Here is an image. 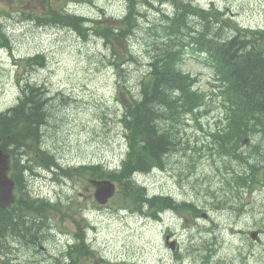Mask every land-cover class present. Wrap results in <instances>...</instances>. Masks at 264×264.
Instances as JSON below:
<instances>
[{
  "label": "rangeland",
  "instance_id": "1",
  "mask_svg": "<svg viewBox=\"0 0 264 264\" xmlns=\"http://www.w3.org/2000/svg\"><path fill=\"white\" fill-rule=\"evenodd\" d=\"M59 1L53 0L54 3ZM150 1L156 5L159 2ZM41 2L38 0L39 4ZM212 2L244 28L264 29V0H196L197 4L207 7ZM19 10L20 5L0 0L2 32L11 36L10 48H0V113L19 99L17 77L23 82L31 81L32 85H44L52 97L46 109L53 114L52 121L50 117L48 119L50 125L43 129L44 141L59 162L65 167L80 162H98L110 168L121 165L126 143L123 130L117 123L123 110L119 89L125 94L129 88L136 92L147 72L144 31H137L130 38V48L127 41L117 45L126 55L122 58L123 70H119L110 65V51L103 40L92 34L83 38L69 29L40 28L33 23H21L18 20L23 14ZM127 10L124 0H96V8L85 7L80 11L109 20ZM147 14L150 19L156 15L150 9ZM137 17H140L136 19L137 26L143 27L146 18ZM128 51L133 52V59L129 58ZM37 53L44 55V68L36 65L27 69L19 61ZM183 67L192 74L203 71L200 85L207 88V81L211 79L209 70L193 60ZM219 118H223L221 106L210 111L208 118L201 121L202 129L190 122L186 127L187 134L192 141H207V133L217 127ZM41 163L43 170H49L48 161ZM165 163V170L141 176L150 193L170 194L178 201L194 198L201 205H206L203 194L209 189L219 191L223 185L216 170L223 167L222 161L208 147L198 146L197 152L191 150L185 156L181 153L168 156ZM49 171H40L38 177L30 173L26 176L31 191L52 199L61 197L68 201L73 198L82 204L86 202V210L75 208L67 219L63 228L69 235L76 232L74 220H79L81 214L87 213L94 225L90 234L84 232L77 240L80 248L77 254H73V259L78 262L96 263L97 257H103L104 262L97 264L121 261L126 264H264V185L247 197L244 211L230 208L213 211L209 205L208 212H205L207 218L175 212L155 221L139 215L118 186V192L108 205L99 207L93 196L94 188L83 175L69 179L74 171L69 170V176L64 171ZM117 184L120 185L119 182ZM168 230L174 232L179 248L171 249L166 245L164 236ZM254 230L260 231L258 242L250 238L249 233ZM58 233L63 232L58 230ZM89 235L91 247L98 252L94 257L85 255ZM61 238L55 237L46 243L45 250L14 244L6 248L0 244V264L7 261L11 264H53L55 259H62V252L67 248L64 238Z\"/></svg>",
  "mask_w": 264,
  "mask_h": 264
},
{
  "label": "trees",
  "instance_id": "2",
  "mask_svg": "<svg viewBox=\"0 0 264 264\" xmlns=\"http://www.w3.org/2000/svg\"><path fill=\"white\" fill-rule=\"evenodd\" d=\"M171 2L174 4L172 15L159 12L160 16L146 26L149 68L141 80L139 92L124 94L119 89L128 151L121 171L112 172L110 176L120 182L122 192L135 206L146 203L162 208L167 204V200L147 199L145 191L141 192L133 182L131 173L163 166V157L170 151L171 145L180 147L184 144V136L178 138L179 126L184 119H194L198 123L203 114L212 109L211 101L207 99L209 95L196 89L195 78L181 69L187 58L195 57L205 62L219 82L227 121L226 134L220 135V138L238 140L247 136L252 128L255 130L257 127L254 120L258 118V112L264 111V33L259 37V31L241 30L222 13L196 7L191 0ZM72 22L80 26L76 19L72 18ZM122 23L123 26L121 24L114 29L96 21V34H101L113 44L114 39L127 37L136 20L129 16ZM226 26L236 31L229 33ZM120 30L124 31V35L119 33ZM113 52L117 56L115 48ZM40 59L30 58L25 64L30 65ZM18 82L20 84L19 79ZM35 85L20 84L19 100L6 112L0 113V146L12 153V172L19 182L21 180L16 178L18 169L23 176V170L32 167L20 165V160L15 157L17 148L23 150L18 152L22 156L34 150L37 154L30 156L39 162L43 146L39 144V132L45 118L51 115L46 109L51 101L46 87ZM227 129L233 132L228 133ZM185 141L188 145L187 139ZM102 168L100 164L80 166L79 172L83 173V170L91 177L103 178L105 171ZM28 196L24 193L14 206L0 209L1 244L16 240L28 245L41 242L43 220L36 219V215L48 218V214L52 215L54 209L60 206L50 211L51 207L45 201ZM25 207L31 211L29 217ZM79 248L73 247L74 254ZM62 260L56 264H66ZM5 264L10 263L7 261ZM68 264H78V261L71 259Z\"/></svg>",
  "mask_w": 264,
  "mask_h": 264
},
{
  "label": "bare ground",
  "instance_id": "3",
  "mask_svg": "<svg viewBox=\"0 0 264 264\" xmlns=\"http://www.w3.org/2000/svg\"><path fill=\"white\" fill-rule=\"evenodd\" d=\"M141 16V15H140ZM140 17H136V19H139ZM121 35H124V31L123 30H120V32H119ZM39 66H41V67H43L44 68V63H42V62H39ZM26 68L27 69H29V68H33V66H26ZM25 68V70H27ZM36 85H39V84H37L36 83ZM19 88H20V86H19ZM47 89V88H46ZM20 90V89H19ZM19 98H20V91H19ZM19 100V99H18ZM17 100V101H18ZM14 106V105H13ZM12 107V106H11ZM11 107H9V108H11ZM8 108V109H9ZM7 109V110H8ZM6 110V111H7ZM6 111H4V112H6ZM1 113H3V112H1ZM40 142L41 143H44L45 141H44V137H42L41 136V138H40ZM43 148H46V150H44L43 151ZM23 150L22 149H19L18 150V152H22ZM27 153H28V151H27ZM26 153V154H27ZM43 154V155H42ZM19 155H20V158L22 159V166H32V164H31V161L29 160V159H27V158H25L24 156H22V154L21 153H19ZM40 159H41V162H44V160H46V161H48L49 163H50V165L48 166V168H49V170H51V171H49V170H46V169H44L43 170V168H44V165L41 163V169H40V171L41 172H43V171H49V172H53V173H58L59 171H64V172H66L67 174H68V176H69V170L70 171H74V165H68L67 164V166H69V167H65V165H62L60 162H59V160L57 159V157L55 156V155H53L52 154V152H51V150H50V148L46 145V144H44L43 146H42V150H41V155H40ZM25 162V163H24ZM97 164H99L98 162H96ZM96 163H94V165L96 166ZM259 167H262V165H258L257 166V168H259ZM73 168V169H72ZM43 170V171H42ZM86 173V172H85ZM99 173H100V171H99ZM140 176H145V175H148L149 173L147 172V171H145V172H142V171H140L139 173H138ZM135 175V172H133V173H131V176H134ZM19 180H21V183H26L27 182V178L25 177V176H21V177H19ZM25 212L27 213V215H28V217H29V215H30V213H31V211H30V209H26V207H25ZM25 214V213H24ZM25 217L27 218V216L25 215ZM37 219V218H36ZM38 219H41V220H43V224H42V230H41V232H44L48 227H49V220H48V218H45V217H43V216H40V217H38ZM41 246V243H36V244H32V248H39ZM75 246H76V248H78L79 246H78V244H75ZM79 251V250H78ZM78 251L75 253V254H77L78 253ZM73 254L74 253H72V252H66V257L68 258V259H73ZM86 255V254H85ZM57 257H59V256H57ZM62 259H63V257H62ZM61 258L60 259H57L56 261H58V260H62ZM5 263V262H4ZM112 264V263H111Z\"/></svg>",
  "mask_w": 264,
  "mask_h": 264
},
{
  "label": "water",
  "instance_id": "4",
  "mask_svg": "<svg viewBox=\"0 0 264 264\" xmlns=\"http://www.w3.org/2000/svg\"><path fill=\"white\" fill-rule=\"evenodd\" d=\"M9 155L0 150V206L6 207L13 200L12 189L14 182L8 179ZM97 187L96 197L100 203H106L114 193V185L110 182H93Z\"/></svg>",
  "mask_w": 264,
  "mask_h": 264
}]
</instances>
